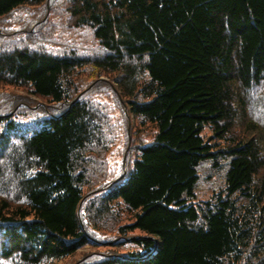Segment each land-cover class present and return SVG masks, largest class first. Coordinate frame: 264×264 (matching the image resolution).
Wrapping results in <instances>:
<instances>
[{
	"label": "trees",
	"instance_id": "trees-1",
	"mask_svg": "<svg viewBox=\"0 0 264 264\" xmlns=\"http://www.w3.org/2000/svg\"><path fill=\"white\" fill-rule=\"evenodd\" d=\"M45 1L0 0V18ZM66 12L100 52L0 29V86L47 104L0 100V264L72 256L119 206L133 216L111 243L132 251L78 264H264V0H68ZM87 66L110 77L125 129L130 116L155 130L133 144L128 126L123 168L95 198L93 158L103 165L119 131L75 86ZM203 163L225 170L206 199Z\"/></svg>",
	"mask_w": 264,
	"mask_h": 264
},
{
	"label": "rangeland",
	"instance_id": "rangeland-1",
	"mask_svg": "<svg viewBox=\"0 0 264 264\" xmlns=\"http://www.w3.org/2000/svg\"><path fill=\"white\" fill-rule=\"evenodd\" d=\"M68 0H52L49 4L50 8L47 11L45 4L41 5H26L15 9L9 15L0 18V29H8L12 32L14 38H27L28 35L34 36L38 39L36 45L47 47L50 51H58L68 48L83 49L84 54L87 52H100L97 49L96 43L93 40L90 31L87 28L75 29L66 24L67 12L66 3ZM89 53V54H92ZM75 86L79 91L92 89L91 96L94 102L100 104L102 108H105L108 115H111L112 121L118 129L119 133L116 140L110 150L104 155V163L98 158H93L95 166L90 167L91 172L89 175V181L91 186L85 188V194L87 197L95 198L98 196L101 183L100 179L109 178L112 180L113 176L119 174L122 167V160L125 153L127 139L126 129L130 128V142L142 143L150 141L155 132L152 125H140L138 120H134L130 116L125 118L121 110L115 105L116 101L113 95H111L105 89L111 84V79L106 74H101L99 71L91 68L84 67L78 71L77 77H73ZM83 90V91H84ZM9 93L21 94L26 98L25 100H33L35 103L33 107H38L39 104H45V100L35 98L32 95H28L22 88H15L9 86H0V100L5 99V96ZM38 105H37V103ZM3 103V101H0ZM29 105V104H28ZM31 106V105H30ZM26 113V111H23ZM25 115V114H24ZM206 138L211 132L209 129H205L202 133ZM223 144V143H220ZM132 153H135L132 151ZM97 156V155H96ZM133 156V154L131 155ZM224 169H215L210 163H203L199 168V181L197 185V195L200 199L208 198L212 193L218 191L223 185ZM132 213L127 212L125 208L118 207L117 219L106 218L102 226L100 235H96V244H89L78 251L72 256L55 260L52 264H78L83 259H95L100 254H106L108 252H126L132 251L134 246L125 245L120 247L111 243V239L115 238L117 229L125 224H129L132 220ZM140 231H127L126 237L140 235Z\"/></svg>",
	"mask_w": 264,
	"mask_h": 264
}]
</instances>
